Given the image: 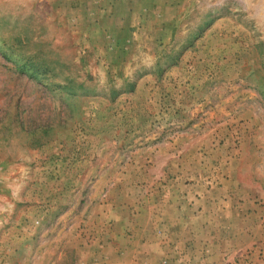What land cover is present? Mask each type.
<instances>
[{
	"label": "rangeland",
	"instance_id": "1",
	"mask_svg": "<svg viewBox=\"0 0 264 264\" xmlns=\"http://www.w3.org/2000/svg\"><path fill=\"white\" fill-rule=\"evenodd\" d=\"M0 264H264V0H0Z\"/></svg>",
	"mask_w": 264,
	"mask_h": 264
},
{
	"label": "crops",
	"instance_id": "2",
	"mask_svg": "<svg viewBox=\"0 0 264 264\" xmlns=\"http://www.w3.org/2000/svg\"><path fill=\"white\" fill-rule=\"evenodd\" d=\"M107 262V261H106Z\"/></svg>",
	"mask_w": 264,
	"mask_h": 264
}]
</instances>
